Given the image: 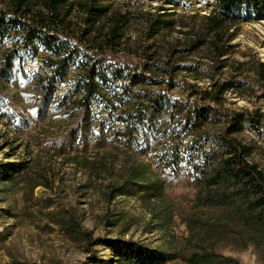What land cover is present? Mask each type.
<instances>
[{
	"label": "trees",
	"instance_id": "obj_1",
	"mask_svg": "<svg viewBox=\"0 0 264 264\" xmlns=\"http://www.w3.org/2000/svg\"><path fill=\"white\" fill-rule=\"evenodd\" d=\"M214 2L208 13L192 15L190 23L179 17L175 48L164 40H153L173 26L165 13H143L147 36L132 40L127 37L128 13L103 0H0V84L12 74H23L26 51L45 70L36 82L42 94L46 88L52 93L55 81L73 86L77 96L69 103L83 113L82 131L92 118L100 134L108 128L109 135L129 149L145 121L162 116L176 121V139H187L189 144L183 154L176 144L172 160L176 171L189 168L188 185L194 192L190 205L175 210V204L166 199L164 183L143 164L131 165L117 184L108 185L106 200L136 194L133 188L141 190L139 200L150 212V223L160 231L176 214L188 237L184 247L173 249L170 256L185 264H239L220 255L217 248L264 245V170L249 159L248 148L238 137L246 125L258 130L262 115L257 110L229 109L226 96L241 97L242 84L236 77L221 79L241 9L248 6L262 18L264 0ZM200 51L208 54V67L187 65L188 58ZM121 57L138 62L127 64ZM181 73L191 81L178 83ZM253 74L264 80L263 62L255 63ZM175 88L179 98L172 100L168 92ZM101 111L108 114L107 119L116 112L115 118L108 124L104 119L97 123ZM159 128L165 131L166 127ZM212 142L217 151L205 149L204 144ZM169 159L163 162L169 164ZM21 170V164H0V184ZM73 227L82 231L87 247L116 243L92 239L81 228L80 219Z\"/></svg>",
	"mask_w": 264,
	"mask_h": 264
},
{
	"label": "rangeland",
	"instance_id": "obj_2",
	"mask_svg": "<svg viewBox=\"0 0 264 264\" xmlns=\"http://www.w3.org/2000/svg\"><path fill=\"white\" fill-rule=\"evenodd\" d=\"M103 1L128 13L127 37L132 40L147 36L143 13H165L173 26L160 31L153 40H164L175 48L180 37L176 27L179 17L183 23H190L192 15L208 13L215 3ZM240 15L221 79L236 77L242 84L241 97L226 96L229 109L257 110L262 115L258 130L246 125L238 137L247 146L249 159L264 170V80L259 81L253 74L255 63H264V17L258 18L248 6L241 9ZM22 56L23 74H12L0 84V164L23 167L13 179L0 184V264H185L170 256L173 249L184 247L188 237L176 214L172 223L160 231L150 223V212L139 200L141 190L133 188L136 194L106 200L108 185L117 184L131 165L143 164L149 165L152 176L164 183L166 199L175 204V210L190 205L194 192L188 185L189 168L176 171L172 160L176 158V144L181 154L189 144L187 139H176V121L168 116L145 121L129 149L122 140L111 137L108 128L100 134L92 118L87 121V130L82 131L83 113L69 103L77 96L73 86L55 81L52 93L46 88L42 94L36 82L45 70L28 52ZM207 57L205 51H200L186 64L204 69L208 67ZM121 60L131 65L138 62L135 58ZM185 77L188 75L181 73L177 82L190 80ZM174 82L176 85V77ZM178 94L176 88L168 92L172 100L178 99ZM92 109L100 111L99 106ZM115 113L107 119L108 114L101 111L97 123L104 119L108 124ZM161 125H165V131L159 128ZM204 145L206 150H218L214 142ZM166 157L171 159L169 164L163 162ZM77 219L92 239L116 243L87 247L82 231L73 227ZM217 252L239 264H264V245L244 250L221 245Z\"/></svg>",
	"mask_w": 264,
	"mask_h": 264
}]
</instances>
